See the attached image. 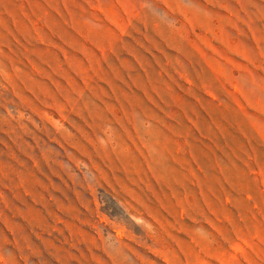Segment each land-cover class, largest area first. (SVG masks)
Listing matches in <instances>:
<instances>
[{"label": "rangeland", "instance_id": "obj_1", "mask_svg": "<svg viewBox=\"0 0 264 264\" xmlns=\"http://www.w3.org/2000/svg\"><path fill=\"white\" fill-rule=\"evenodd\" d=\"M0 264H264V0H0Z\"/></svg>", "mask_w": 264, "mask_h": 264}]
</instances>
